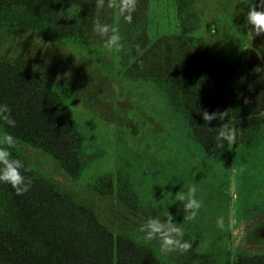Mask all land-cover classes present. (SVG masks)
Masks as SVG:
<instances>
[{
	"label": "rangeland",
	"instance_id": "374dc122",
	"mask_svg": "<svg viewBox=\"0 0 264 264\" xmlns=\"http://www.w3.org/2000/svg\"><path fill=\"white\" fill-rule=\"evenodd\" d=\"M249 3L136 0L130 23L118 8L105 6L104 22L117 30L123 47L109 57L93 47L94 65L77 48L68 52L62 43L31 32L0 30L2 55L70 90L86 168L72 180L38 150L21 148L27 160L74 197L91 204L115 232L149 245L166 264H233L241 254H264V110L258 129L251 123L242 142L229 144L225 152L211 157L189 133L184 112L169 104L165 88L138 78L154 77L151 69L163 50L161 43L154 45L164 40L172 43L180 10L190 5L189 10L202 19L190 35L206 38L217 52L229 54L239 64L228 121L235 129L244 120L240 104L246 80L264 88V71H253L264 68L259 57L264 36L247 35ZM103 175L112 180L111 194L88 187ZM192 186L202 207L194 220H185L183 206L174 196ZM168 213L184 232L183 238L192 243L190 250L165 255L159 239H144L141 228L147 219L163 220ZM220 218L223 229L217 226ZM233 219L235 223L230 222Z\"/></svg>",
	"mask_w": 264,
	"mask_h": 264
},
{
	"label": "trees",
	"instance_id": "16d2710c",
	"mask_svg": "<svg viewBox=\"0 0 264 264\" xmlns=\"http://www.w3.org/2000/svg\"><path fill=\"white\" fill-rule=\"evenodd\" d=\"M186 7L180 10L172 43L164 40L154 45H163L151 69L154 77L142 74L138 78L165 88L169 104L186 115L191 136L207 155L215 157L229 147L224 142L223 148L213 150L216 132L209 128L222 122L206 125L200 113L230 110V117L239 64L229 54L217 52L206 38L190 35L200 28L202 19L189 10L190 5ZM105 17L96 0H0V30L31 32L62 43L68 52L77 48L90 64L96 63L92 56L97 60L93 47L100 55H110L93 31L96 22L105 24ZM259 57L264 65V45ZM65 85L0 53V104L9 106L16 122L15 127L3 125L0 132L15 138L8 151L29 169L22 174L32 181L23 195L0 182V264H166L149 245L115 232L91 204L38 171L22 152L21 148L29 147L51 157L72 180L83 175V137ZM263 110L264 88L246 80L240 104L244 120L234 129L235 143L243 141L251 123L258 129ZM88 187L102 195L113 191L108 175L98 176ZM233 264H264V254H241Z\"/></svg>",
	"mask_w": 264,
	"mask_h": 264
},
{
	"label": "clouds",
	"instance_id": "9594fccd",
	"mask_svg": "<svg viewBox=\"0 0 264 264\" xmlns=\"http://www.w3.org/2000/svg\"><path fill=\"white\" fill-rule=\"evenodd\" d=\"M105 6L118 8L124 15V19L130 23L132 20L131 13L135 11L136 0H96L97 9H103ZM246 22L249 26L247 31L249 37L254 39L256 36H264V0H250ZM93 31L101 38L102 46L108 53L119 52L122 49L121 37L112 26L96 22ZM253 71L260 73L264 71V68L258 66ZM229 113L230 110H218L212 113L203 110L200 113L206 125L213 120L222 122L217 128L208 127L210 131L216 132V143L213 150L223 148L224 142L234 144L236 141L237 133L228 122ZM226 118L227 122L225 123ZM15 123L9 106L0 104V127L3 125L15 127ZM14 142L15 138L11 134L6 131L0 132V182L11 184L17 195H23L30 189L32 181L30 177H25L22 174V170L24 172L29 171L24 163L19 159L11 158L8 148L13 146ZM241 170H243V166ZM195 193L196 188L194 186L189 187L186 191L181 189L175 193V200L183 206L185 220H194L202 207V203L196 199ZM230 222L235 223L234 219ZM217 226L223 229L222 218L217 220ZM141 231L145 234L144 239L147 241L159 239L162 254L167 255L176 251L185 252L192 248V243L183 238L184 232L177 226L174 217L169 213L167 218L163 220L158 217L148 218Z\"/></svg>",
	"mask_w": 264,
	"mask_h": 264
}]
</instances>
